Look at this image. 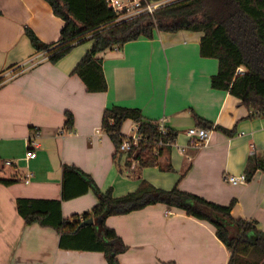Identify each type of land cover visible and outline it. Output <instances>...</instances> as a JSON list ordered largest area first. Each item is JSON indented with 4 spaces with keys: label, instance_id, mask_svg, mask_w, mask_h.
<instances>
[{
    "label": "crops",
    "instance_id": "crops-1",
    "mask_svg": "<svg viewBox=\"0 0 264 264\" xmlns=\"http://www.w3.org/2000/svg\"><path fill=\"white\" fill-rule=\"evenodd\" d=\"M64 24L46 0H0V77L6 78L0 86V178L16 179L0 182V264H109L103 252L62 247L56 229L27 225L17 209L18 198L52 199L62 202L64 218L82 217L98 203L93 189L83 192L84 175L103 191L111 187L115 196L146 180L163 189L178 184L224 206L236 200L232 215L255 221L264 231V172L245 183L228 181L245 174L250 156L264 152V117L249 118L239 98L212 87L219 62L201 56L203 33L157 31L153 39L100 53L108 90L88 92L73 70L92 41L53 64L26 34L28 27L41 41L56 43ZM113 106L140 109L146 119L178 133L159 166L141 167L134 159L127 166L128 153L115 156L117 148L103 131L105 112ZM69 112L73 131L66 128ZM194 115L213 125L204 146L189 145L188 130L202 127ZM137 130L130 119L122 127L125 136ZM33 139L39 146L30 159ZM65 165L84 174L69 177V191L81 192L69 199L63 198ZM167 165L173 169L165 170ZM107 225L128 246L120 264H228L230 259L211 223L165 204L110 216Z\"/></svg>",
    "mask_w": 264,
    "mask_h": 264
},
{
    "label": "trees",
    "instance_id": "trees-1",
    "mask_svg": "<svg viewBox=\"0 0 264 264\" xmlns=\"http://www.w3.org/2000/svg\"><path fill=\"white\" fill-rule=\"evenodd\" d=\"M54 14L64 20L60 39L45 43L30 29L26 34L33 47L46 51L55 64L76 46L92 41V47L73 70L84 82L88 92H105L108 83L99 54L126 43L145 37L153 39L157 31L178 32L189 30L201 32L200 54L215 58L219 70L212 76L214 89L229 91L241 100L249 110L251 119L264 117V0H178L157 10L153 15L144 14L132 19L117 21V14L109 8L106 0H46ZM243 68V71H239ZM0 77V86L5 82ZM195 120L203 128H212V123L197 115ZM138 124V132L145 140L129 153L127 166L132 159L141 167L159 166V157L172 147L178 133L168 130L162 134L158 122L146 119L140 109L113 106L105 112L103 131L113 140L117 154L125 135L123 124L127 120ZM72 113H67L66 128L73 131ZM233 135V130H225ZM162 142V144H160ZM167 165L165 170H172ZM257 171L264 172V152L249 157L245 174L251 181ZM84 175L76 166H64V199L80 193H71L68 180L72 175ZM83 192L93 189L98 197L97 205L82 217L64 218L62 202L52 199L18 198L17 209L27 225L39 224L56 229L61 235L62 247L103 252L109 264H120L119 256L128 250L117 231L107 225L110 216L129 214L151 205L165 204L187 215L211 223L217 237L230 252L228 264H264V231L255 221L235 218L231 211L236 200L228 206L212 202L200 195L182 190L176 184L171 189L154 186L143 180L139 187L122 196H115L110 187L103 191L86 176ZM16 179H3L9 185ZM93 217L95 224L81 226Z\"/></svg>",
    "mask_w": 264,
    "mask_h": 264
},
{
    "label": "built area",
    "instance_id": "built-area-1",
    "mask_svg": "<svg viewBox=\"0 0 264 264\" xmlns=\"http://www.w3.org/2000/svg\"><path fill=\"white\" fill-rule=\"evenodd\" d=\"M178 0H106L109 8H111L117 14V21L132 19L144 14H154L157 10L170 5ZM239 71H243V68H240ZM158 128L160 133L166 134L168 129L165 127L164 123H158ZM188 136L190 138V146H204L207 144L211 137V131L209 129L199 127L191 128L188 130ZM145 136L141 133L135 132L131 136H125L120 147V153L127 154L132 148L138 147L139 143L145 140ZM162 144V142L160 143ZM30 146L37 147L39 143L33 139L30 141ZM31 148L29 158L33 159L36 156L35 149ZM11 164L10 161L7 162ZM31 174L26 176L25 181L29 182ZM228 181L232 184H240L247 182L246 174L241 176H232L229 177Z\"/></svg>",
    "mask_w": 264,
    "mask_h": 264
},
{
    "label": "water",
    "instance_id": "water-1",
    "mask_svg": "<svg viewBox=\"0 0 264 264\" xmlns=\"http://www.w3.org/2000/svg\"><path fill=\"white\" fill-rule=\"evenodd\" d=\"M92 224H95V220L93 217H90L89 219L83 221L81 223V226H85V225H92Z\"/></svg>",
    "mask_w": 264,
    "mask_h": 264
}]
</instances>
